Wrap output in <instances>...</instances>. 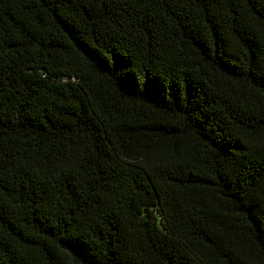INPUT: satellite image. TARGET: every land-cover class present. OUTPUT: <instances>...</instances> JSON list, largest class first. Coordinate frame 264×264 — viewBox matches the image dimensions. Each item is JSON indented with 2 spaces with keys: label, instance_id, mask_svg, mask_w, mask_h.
Segmentation results:
<instances>
[{
  "label": "trees",
  "instance_id": "1",
  "mask_svg": "<svg viewBox=\"0 0 264 264\" xmlns=\"http://www.w3.org/2000/svg\"><path fill=\"white\" fill-rule=\"evenodd\" d=\"M0 264H264V0H0Z\"/></svg>",
  "mask_w": 264,
  "mask_h": 264
}]
</instances>
